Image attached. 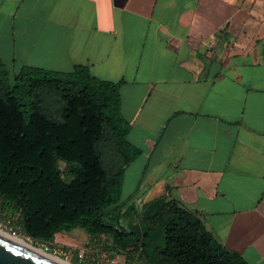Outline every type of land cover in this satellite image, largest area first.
Masks as SVG:
<instances>
[{
  "label": "crops",
  "instance_id": "obj_1",
  "mask_svg": "<svg viewBox=\"0 0 264 264\" xmlns=\"http://www.w3.org/2000/svg\"><path fill=\"white\" fill-rule=\"evenodd\" d=\"M0 62L121 81L123 203L176 199L264 263V0H0Z\"/></svg>",
  "mask_w": 264,
  "mask_h": 264
},
{
  "label": "trees",
  "instance_id": "obj_2",
  "mask_svg": "<svg viewBox=\"0 0 264 264\" xmlns=\"http://www.w3.org/2000/svg\"><path fill=\"white\" fill-rule=\"evenodd\" d=\"M86 66L68 72L0 62V217L33 241L85 229L108 251L143 264H248L176 199L138 211L121 200L125 169L141 153L127 140L119 87ZM59 162L65 164L60 168Z\"/></svg>",
  "mask_w": 264,
  "mask_h": 264
},
{
  "label": "rangeland",
  "instance_id": "obj_3",
  "mask_svg": "<svg viewBox=\"0 0 264 264\" xmlns=\"http://www.w3.org/2000/svg\"><path fill=\"white\" fill-rule=\"evenodd\" d=\"M59 165L62 170L65 168V164L63 162H59ZM135 170L132 178H135L136 176ZM17 220L18 218L16 216L12 219L0 217V228L11 234L21 236L33 245L45 248L49 251V253L66 259L72 264H106V260H111L109 257L113 258L114 262L112 264H119L118 256H125L123 253L118 254L120 252L115 253L114 251L107 250L106 246L110 245L111 242L109 238L95 237L90 239L88 232L83 228H74L57 233L53 242L33 241L21 232L22 230H20V228L16 225ZM110 252H112V256L110 255ZM81 253L82 258L80 257ZM129 264L137 263L130 261Z\"/></svg>",
  "mask_w": 264,
  "mask_h": 264
},
{
  "label": "bare ground",
  "instance_id": "obj_4",
  "mask_svg": "<svg viewBox=\"0 0 264 264\" xmlns=\"http://www.w3.org/2000/svg\"><path fill=\"white\" fill-rule=\"evenodd\" d=\"M0 239L16 246L22 250L30 252L51 264H72L68 260L63 259L57 255L49 253L45 248L35 246L21 236L14 235L0 228Z\"/></svg>",
  "mask_w": 264,
  "mask_h": 264
},
{
  "label": "water",
  "instance_id": "obj_5",
  "mask_svg": "<svg viewBox=\"0 0 264 264\" xmlns=\"http://www.w3.org/2000/svg\"><path fill=\"white\" fill-rule=\"evenodd\" d=\"M0 264H51L0 239ZM264 264V263H262Z\"/></svg>",
  "mask_w": 264,
  "mask_h": 264
},
{
  "label": "built area",
  "instance_id": "obj_6",
  "mask_svg": "<svg viewBox=\"0 0 264 264\" xmlns=\"http://www.w3.org/2000/svg\"><path fill=\"white\" fill-rule=\"evenodd\" d=\"M80 257L82 258V253L80 254Z\"/></svg>",
  "mask_w": 264,
  "mask_h": 264
}]
</instances>
